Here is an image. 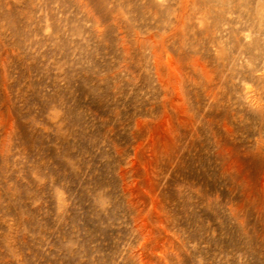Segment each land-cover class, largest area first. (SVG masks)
Here are the masks:
<instances>
[{"label":"rangeland","instance_id":"1","mask_svg":"<svg viewBox=\"0 0 264 264\" xmlns=\"http://www.w3.org/2000/svg\"><path fill=\"white\" fill-rule=\"evenodd\" d=\"M0 264H264V0H0Z\"/></svg>","mask_w":264,"mask_h":264}]
</instances>
